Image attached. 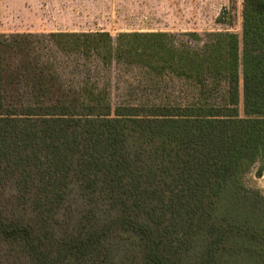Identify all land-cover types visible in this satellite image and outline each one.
I'll use <instances>...</instances> for the list:
<instances>
[{
	"label": "trees",
	"instance_id": "trees-1",
	"mask_svg": "<svg viewBox=\"0 0 264 264\" xmlns=\"http://www.w3.org/2000/svg\"><path fill=\"white\" fill-rule=\"evenodd\" d=\"M183 36L0 35V264H264V0Z\"/></svg>",
	"mask_w": 264,
	"mask_h": 264
},
{
	"label": "rangeland",
	"instance_id": "rangeland-1",
	"mask_svg": "<svg viewBox=\"0 0 264 264\" xmlns=\"http://www.w3.org/2000/svg\"><path fill=\"white\" fill-rule=\"evenodd\" d=\"M242 9L243 0H0V35H32L43 40L60 33H109L114 38L124 33H167L187 41L183 35L188 33L205 39L209 33L232 32L241 37ZM223 16L226 24L220 23ZM131 76L126 75L129 83ZM242 186L249 208L261 201L264 175L260 163L246 173ZM225 264L252 263L232 258Z\"/></svg>",
	"mask_w": 264,
	"mask_h": 264
}]
</instances>
